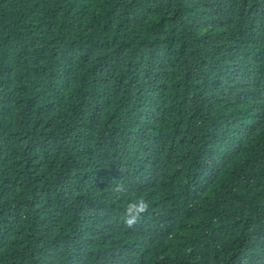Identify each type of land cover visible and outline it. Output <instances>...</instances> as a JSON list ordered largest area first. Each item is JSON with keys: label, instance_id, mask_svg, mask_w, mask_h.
Returning a JSON list of instances; mask_svg holds the SVG:
<instances>
[{"label": "trees", "instance_id": "1", "mask_svg": "<svg viewBox=\"0 0 264 264\" xmlns=\"http://www.w3.org/2000/svg\"><path fill=\"white\" fill-rule=\"evenodd\" d=\"M0 264H264V0H0Z\"/></svg>", "mask_w": 264, "mask_h": 264}, {"label": "clouds", "instance_id": "2", "mask_svg": "<svg viewBox=\"0 0 264 264\" xmlns=\"http://www.w3.org/2000/svg\"><path fill=\"white\" fill-rule=\"evenodd\" d=\"M148 210L149 203L142 197L129 201L124 208L125 223L128 227H133Z\"/></svg>", "mask_w": 264, "mask_h": 264}]
</instances>
